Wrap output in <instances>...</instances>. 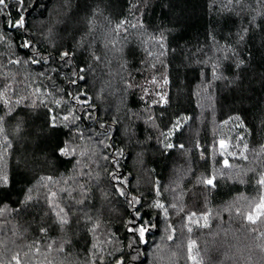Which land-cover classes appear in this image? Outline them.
Returning a JSON list of instances; mask_svg holds the SVG:
<instances>
[{
	"label": "trees",
	"instance_id": "16d2710c",
	"mask_svg": "<svg viewBox=\"0 0 264 264\" xmlns=\"http://www.w3.org/2000/svg\"><path fill=\"white\" fill-rule=\"evenodd\" d=\"M6 2L0 264H264V0Z\"/></svg>",
	"mask_w": 264,
	"mask_h": 264
},
{
	"label": "snow or ice",
	"instance_id": "6c2138e0",
	"mask_svg": "<svg viewBox=\"0 0 264 264\" xmlns=\"http://www.w3.org/2000/svg\"><path fill=\"white\" fill-rule=\"evenodd\" d=\"M0 6H2L3 8H7L8 5H7L6 0H0ZM9 23H10V25L13 26V27H23V26H24V20H23V18H21L20 20L16 21L15 23H13V22H11V21H10ZM24 46H25V47H31V45H30V44H27V43H26ZM63 56H64V57H67V56H68V53H64ZM16 62H18V61H16ZM32 62H33V63H36L37 61L33 60ZM81 71H83V70L81 69ZM78 78H79V77H78ZM73 83H74V81H73ZM74 99H78V98L74 97ZM57 103H59V102H57ZM64 119H65V120H68L69 117H68V116H65ZM219 143H220V147H221V149H224V148H225L224 141H220ZM168 147H172V145L169 144ZM181 147H183V146L181 145ZM61 151H62L63 154H67V151H68V150H67V148H65V149H62ZM225 165H227V161H225ZM115 178H116V177H115V174H113V179H115ZM261 183H264V181H261ZM207 184H208V185H212V184H213V180H212V179H209V180L207 181ZM122 194H123V193H122ZM193 215H194V214H193ZM249 219L251 220L252 218L249 217ZM63 222L66 223L67 221H63ZM253 222H254V221H253ZM132 223H133V222H130V225H131ZM129 230H130V231H131V230H135L136 232H138L139 237H140L141 239H142L143 236H144V232H145V229H144V228L137 227V228L133 229L132 227H130ZM17 264H19V261H18V260H17Z\"/></svg>",
	"mask_w": 264,
	"mask_h": 264
}]
</instances>
